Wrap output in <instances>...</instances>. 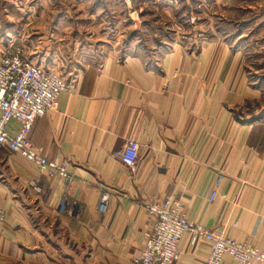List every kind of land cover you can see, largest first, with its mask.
<instances>
[{
    "label": "crops",
    "instance_id": "obj_1",
    "mask_svg": "<svg viewBox=\"0 0 264 264\" xmlns=\"http://www.w3.org/2000/svg\"><path fill=\"white\" fill-rule=\"evenodd\" d=\"M104 3L0 0V59L11 35L37 66L75 60L74 49L86 46L72 30L61 37L58 24L21 23L36 14H99ZM214 36L151 55L121 56L104 45L78 54L88 65L31 134L43 157L69 163L73 183L66 191L56 175L0 149V264H132L156 223L148 206L167 200L180 202L190 222L264 252V91L251 81L246 53ZM9 128L16 133L18 122ZM130 140L141 146L134 173L114 157ZM103 188L111 192L105 212ZM182 239L175 264L208 259V243ZM222 264L237 263L225 256Z\"/></svg>",
    "mask_w": 264,
    "mask_h": 264
},
{
    "label": "rangeland",
    "instance_id": "obj_2",
    "mask_svg": "<svg viewBox=\"0 0 264 264\" xmlns=\"http://www.w3.org/2000/svg\"><path fill=\"white\" fill-rule=\"evenodd\" d=\"M103 1L106 9L100 10L99 14L26 16L21 24L28 28L36 22L47 28L58 24L61 37L65 36L66 30L68 33L72 30L75 40L86 46L84 50L81 47L74 49L75 60L44 62L41 67L45 71H51L69 83L88 65L78 54H97L98 46L104 45L105 50L116 49L121 56L131 53L151 55L160 48L170 47L175 41L191 43L215 37L217 33L216 37L227 39L246 53L251 81L264 91V0ZM30 5L35 3L31 1ZM7 40L5 47L25 52L11 35ZM24 55L29 58L26 53ZM261 101L264 103V98Z\"/></svg>",
    "mask_w": 264,
    "mask_h": 264
},
{
    "label": "built area",
    "instance_id": "obj_3",
    "mask_svg": "<svg viewBox=\"0 0 264 264\" xmlns=\"http://www.w3.org/2000/svg\"><path fill=\"white\" fill-rule=\"evenodd\" d=\"M66 89L64 79L33 64L21 50L11 46L3 50L0 59V149L7 148L34 163L41 171L56 175L68 191L73 183L69 163L49 161L31 141L36 121L54 108ZM13 121L19 124L16 133L9 128ZM140 148L137 141L130 140L124 150L115 153L114 157L134 173ZM221 181L222 177H219L217 184ZM28 185L36 194L43 191L35 180H31ZM216 197L217 192L213 191L209 200L213 202ZM110 198V190L103 188L100 195V209L103 212L107 211ZM148 210L150 215L156 217V223L143 252L132 264H175L180 259V243L185 235L190 237L192 246L208 243L209 257L200 264H222L225 256H230L237 264H264V252L254 246L190 222L182 213L178 201L153 204L148 206ZM3 221L4 211L0 208V225Z\"/></svg>",
    "mask_w": 264,
    "mask_h": 264
},
{
    "label": "bare ground",
    "instance_id": "obj_4",
    "mask_svg": "<svg viewBox=\"0 0 264 264\" xmlns=\"http://www.w3.org/2000/svg\"><path fill=\"white\" fill-rule=\"evenodd\" d=\"M151 206V205H150ZM156 218V217H155ZM181 257V256H180Z\"/></svg>",
    "mask_w": 264,
    "mask_h": 264
}]
</instances>
